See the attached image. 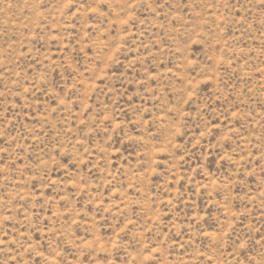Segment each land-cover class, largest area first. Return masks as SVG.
<instances>
[{
    "label": "rangeland",
    "instance_id": "1",
    "mask_svg": "<svg viewBox=\"0 0 264 264\" xmlns=\"http://www.w3.org/2000/svg\"><path fill=\"white\" fill-rule=\"evenodd\" d=\"M0 264H264V0H0Z\"/></svg>",
    "mask_w": 264,
    "mask_h": 264
}]
</instances>
